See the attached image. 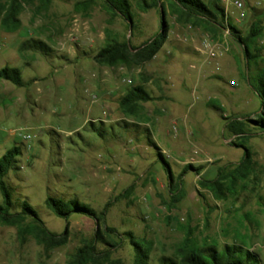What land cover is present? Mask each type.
<instances>
[{"label":"rangeland","instance_id":"rangeland-1","mask_svg":"<svg viewBox=\"0 0 264 264\" xmlns=\"http://www.w3.org/2000/svg\"><path fill=\"white\" fill-rule=\"evenodd\" d=\"M21 1L16 32L3 29L0 15V69L20 70L25 82L24 87L1 85L0 157L20 149L5 179L14 211L27 202L49 232L61 235L68 226L69 238L66 245L48 249L0 223V264H70L98 228L104 231L103 224L98 227L81 214L68 222L58 218L46 205L48 197L74 200L97 212L111 202L106 224L116 230L117 241L123 239L111 258L121 264L136 262L128 234L143 246L146 264L212 245L242 246L264 264V134L239 141L227 128L231 120L255 118L264 109L258 95L264 98V0H240L246 5L243 20L226 4L228 21L242 37L253 24L263 28L253 49L259 57L249 65L242 46L224 30L214 35L169 8L165 14L145 9L141 0H130L133 29L98 0L80 7L82 0H51L46 8L40 0ZM164 22L166 39L153 59L115 69L96 65L94 56L110 40L141 47ZM207 38L215 57L203 48ZM29 40L44 42L50 55L21 52ZM140 85L154 98L143 105V122L125 117L119 108L122 96ZM110 88L118 90L110 98L111 112L104 107ZM13 129L31 139L9 137L6 132ZM235 140L251 152L249 165L244 150L232 145ZM159 153L175 177L187 165L200 169L199 176L191 170L183 178L178 202ZM219 168H226L223 176L234 174L221 179L223 196L200 184L216 180Z\"/></svg>","mask_w":264,"mask_h":264},{"label":"trees","instance_id":"trees-1","mask_svg":"<svg viewBox=\"0 0 264 264\" xmlns=\"http://www.w3.org/2000/svg\"><path fill=\"white\" fill-rule=\"evenodd\" d=\"M32 2L33 0H27ZM45 8L51 3V0H40ZM94 0H82L77 4L78 7L93 3ZM113 16H120L127 22L128 27L134 28V18L132 14V5L130 0H98ZM150 1V2H149ZM142 6L145 9L158 8L163 14L169 8L173 14H176L179 19L191 23L193 26H202L207 31L214 35L222 30H225L227 24L230 35L243 48V52L247 61V65L258 59V55L253 54V49L256 50V43L260 40L263 34V28L260 25L253 24L249 34L242 37L238 29L229 21H227L226 11L222 5V0H211L206 3L204 0H141ZM22 6L21 0H0V15H3L1 25L8 33H14L20 28L18 14ZM167 24L164 22L163 30L160 33L145 43L141 47H134L131 41L110 40L98 53L94 56V61L100 66L114 68L120 65L134 63L140 65L142 62L149 61L155 57L160 51L166 39ZM21 52L34 51L48 57L50 55V47L44 42L38 40H29L23 43L20 47ZM0 81H8L18 87H24L25 82L22 78L20 70L15 68L4 67L0 70ZM259 97L264 98L258 92ZM154 98L140 86H133L119 100V108L125 117H134L143 122L144 104L151 102ZM228 130L236 138V140H245L255 137L259 134H264V109L261 116L255 118L246 117L241 120L233 119L227 124ZM255 131V132H252ZM232 142V145L244 150V160L251 163L252 154L243 145L242 142ZM20 154L18 147H13L6 151L0 157V190L3 196V204L0 205V223L16 227L18 235L25 240L28 236H33L45 245L48 249L61 247L67 244L69 238V227L63 234L57 235L49 232L45 227L37 212L27 203L23 202L19 211H14L15 203L12 195V188L8 186L5 179L14 169L16 158ZM160 162L164 166L169 180L170 190L173 191V197L176 202L179 201L177 196L181 192L183 178L195 170L197 175L201 174L200 169H195L192 165H187L178 177H175L172 170L165 160L163 155H158ZM243 165V164H242ZM241 165L236 167L240 169ZM226 168L218 169V178L214 181L200 180V184L204 187H209L215 193L223 196L221 188V179H228L234 174L228 173L223 176ZM245 173L243 174V176ZM46 205L60 219L69 221L74 214H81L94 219L97 226L104 225V231L99 228L96 230L95 236L90 241L78 248L73 255L70 264H121L119 260L111 258L114 250L119 249L123 243V239L117 241L114 237L116 230L107 226V215L111 202H108L104 208L97 212L93 208L82 205L77 201H64L53 197H48ZM132 240L137 257L135 264H146L145 259L147 254L142 248L143 246L134 240L132 234H128ZM105 245L110 249L100 250L99 245ZM180 257V258H179ZM178 258L163 257L160 264H260L258 255L242 246L225 245L221 249L215 245L204 248L191 247L183 249Z\"/></svg>","mask_w":264,"mask_h":264},{"label":"built area","instance_id":"built-area-1","mask_svg":"<svg viewBox=\"0 0 264 264\" xmlns=\"http://www.w3.org/2000/svg\"><path fill=\"white\" fill-rule=\"evenodd\" d=\"M222 2L225 5V11H226V16H227V21H228V8L226 6V4H230L238 13H239V17L241 20H243L246 17V5L244 2L240 1V0H235V1H231V0H222ZM224 35L225 37L231 36L230 35V30L226 24V29L224 30ZM211 40L209 38L205 39L203 42V48L205 50H207L208 54L211 57H215V53H214V47H212L211 45ZM227 51V48L225 49ZM24 131L21 129H13V130H9L8 132H6V134L9 137H16L18 136L19 138H21L23 141H28L31 139V136L29 134H24ZM2 134V130L0 129V136Z\"/></svg>","mask_w":264,"mask_h":264},{"label":"crops","instance_id":"crops-1","mask_svg":"<svg viewBox=\"0 0 264 264\" xmlns=\"http://www.w3.org/2000/svg\"><path fill=\"white\" fill-rule=\"evenodd\" d=\"M245 60H246V58H245ZM96 63V62H95ZM246 63H247V61H246ZM96 65H98L97 63H96ZM98 66H100V65H98ZM60 67H66V65H64L63 66V64H60ZM101 68H105V69H110L109 67H106V66H100ZM3 67H1V69H2ZM57 68V67H56ZM116 67H114V68H112V69H115ZM0 69V70H1ZM56 71L54 72L56 75H58L59 74V70H57V69H55ZM104 73H106V72H104ZM191 78V77H190ZM192 80V79H191ZM2 83L3 84H5V83H8V81H0V94H1V85H2ZM105 91V90H104ZM117 92H118V90L116 89H109L108 91H106L105 92V96H106V98H107V100H105V104H104V107L105 108H107L110 112L112 111V107H111V102H110V98L111 97H115V95L117 94ZM126 94V93H125ZM124 94V95H125ZM123 95V96H124ZM122 96V97H123ZM0 139H2V137L0 136Z\"/></svg>","mask_w":264,"mask_h":264}]
</instances>
